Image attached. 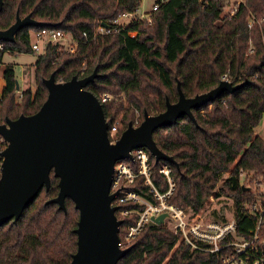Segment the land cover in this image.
I'll use <instances>...</instances> for the list:
<instances>
[{"label": "trees", "instance_id": "trees-1", "mask_svg": "<svg viewBox=\"0 0 264 264\" xmlns=\"http://www.w3.org/2000/svg\"><path fill=\"white\" fill-rule=\"evenodd\" d=\"M162 1L156 0L159 8L151 24L143 19L120 28L114 22L135 13L141 0H3L0 31L10 28L17 15H29L43 26L21 29L12 43L0 42V64L5 53L33 54L31 32H63L77 46L70 53L59 51L57 44L48 45L33 66L35 91L22 92L19 102L14 65L4 66L0 125L37 113L48 95L43 82L52 74L55 82H67L96 70L87 90L98 100L104 95L116 98L102 104V110L108 125L120 117L119 136L129 123L140 125L144 113L155 116L165 111L166 101L176 103L177 84L186 98H193L216 88L225 75L233 86L241 87L193 109L195 124L184 116L153 134L157 148L177 166L156 163L149 155L150 181L159 193L167 192L168 184L159 174L160 165L167 164L175 184L167 202L193 214L202 211L211 197L232 199L236 232L248 237L256 219L245 208L258 199L249 186L240 184V171L264 179V141L254 132L264 120V0H242L223 17L221 0ZM100 26L110 33L99 35ZM6 147L0 137V154ZM58 182L51 172L49 189L40 191L16 223L10 220L0 227V264L71 262L79 213L68 198L65 212L47 204L57 196ZM127 189L156 203L142 177ZM134 209L143 207L122 204L115 213L122 221L121 245L129 250L117 264H221L224 252H190L183 242L177 245V237L165 225L148 224L127 244L125 228L138 216L119 213Z\"/></svg>", "mask_w": 264, "mask_h": 264}, {"label": "water", "instance_id": "water-1", "mask_svg": "<svg viewBox=\"0 0 264 264\" xmlns=\"http://www.w3.org/2000/svg\"><path fill=\"white\" fill-rule=\"evenodd\" d=\"M2 7L0 0V12ZM41 26L29 15H17L10 28L0 31V42L12 43L21 29ZM96 77L94 70L83 78L55 82L52 74L43 82L48 95L37 113L0 125V137L7 144L0 154V227L10 220L16 223L40 191L49 189L53 172L59 180V191L47 204H55L65 212L64 202L68 198L79 213L74 231L77 250L69 264H117L129 251L120 246L122 221L115 215L117 208L112 206L118 194L111 193L115 164L131 161L133 150L145 149L156 163L177 166L172 157L157 148L153 134L184 116L195 124L193 109L241 87L221 81L207 93L186 98L177 84L176 103L166 101L165 111L155 116L144 113L140 125L129 123L111 144L102 105L87 90ZM164 218L165 214L152 222L161 225Z\"/></svg>", "mask_w": 264, "mask_h": 264}, {"label": "built area", "instance_id": "built-area-1", "mask_svg": "<svg viewBox=\"0 0 264 264\" xmlns=\"http://www.w3.org/2000/svg\"><path fill=\"white\" fill-rule=\"evenodd\" d=\"M166 1L164 0L161 3ZM158 8L159 4L155 0L148 13H142L138 17L135 16L136 13H126L121 15L114 24L120 28H125L131 23L143 19L151 24V16ZM97 33L103 35L110 33V31L106 32L100 26ZM83 37L86 38V35L83 34ZM55 44L63 45L64 49L70 53H73L77 46V43L63 32L41 31L30 33V47L36 55L43 54L48 45ZM222 81L229 82L225 75L222 77ZM1 90L0 86V94ZM98 101L102 105L116 101V98L112 100L110 96L104 95ZM116 124L117 122H113L108 125V138L111 144L115 143L120 137ZM131 155V161L125 160L115 164L111 185V193L118 191L112 202V206L116 207L117 210L120 205L128 203L143 207L142 211L137 209L132 211L122 210L119 213L123 216L130 214L138 216L136 221L125 228L123 239L127 244L131 243L146 225L159 226L154 224L152 219L165 214L161 225L168 224L169 231L178 239L177 245L183 242L185 246L189 247L190 252H205L215 255L224 252L221 264H264V196H262L264 192L257 195L259 196L257 203L245 208L250 215L254 216L256 223L254 228L249 231L248 237H240L236 232L234 218L232 222L226 224L218 222L203 223L202 220L198 219V216H190L186 210L169 204L167 200L172 196L175 188L171 168L167 164H162L159 167V174L165 178L168 184L167 192L161 194L152 186L150 181L149 152L145 149H135L131 152ZM242 176L243 172L240 171V177ZM139 177H142L145 183L151 186V192L156 203L148 202L137 193L127 189ZM248 190L251 189L248 188ZM120 246L123 249L121 242Z\"/></svg>", "mask_w": 264, "mask_h": 264}, {"label": "rangeland", "instance_id": "rangeland-1", "mask_svg": "<svg viewBox=\"0 0 264 264\" xmlns=\"http://www.w3.org/2000/svg\"><path fill=\"white\" fill-rule=\"evenodd\" d=\"M223 2L224 8L222 12V16L230 15L234 9H236L237 5L242 2V0H221ZM155 0H141L139 9L135 12L138 17V15L142 13H148L150 11L153 3ZM252 22V19L250 20ZM250 22V23H251ZM264 41V39H263ZM59 51H66L64 49L63 45H58ZM37 56L35 53L33 54H21V55H15L11 53H5L2 59V63L0 64V79L2 70L5 65L12 64L14 65L15 69V80L19 85V90L17 91V101L20 100V95L22 92H24L27 89H30L32 92L35 91V81H34V64L37 60ZM1 82V80H0ZM111 99L113 98L110 96ZM115 100V99H114ZM120 117H118L114 122H117L116 128L119 131L121 128L119 124ZM135 127L138 126V124H134ZM255 135L258 136L260 139L264 141V120L261 122V124L255 129ZM135 167V166H133ZM228 174H225L221 177L220 182L217 184V189L220 187V185L224 182V180L227 178ZM240 184L246 185L251 188V192L255 195L254 197L256 199H259L258 194H261L264 192V179L263 178H255L251 174L244 175L240 177ZM264 195V193H263ZM187 213L191 216H198V219L202 220L203 223H210V222H218L222 224L230 223L233 221L234 218V203L232 199L226 198V197H211L204 207L202 211H200L198 214H193L190 210H186ZM199 220V221H200ZM166 228H168V224H165Z\"/></svg>", "mask_w": 264, "mask_h": 264}, {"label": "crops", "instance_id": "crops-1", "mask_svg": "<svg viewBox=\"0 0 264 264\" xmlns=\"http://www.w3.org/2000/svg\"><path fill=\"white\" fill-rule=\"evenodd\" d=\"M3 85H4V83H3V80H2V78H1V82H0V86H1V88H3Z\"/></svg>", "mask_w": 264, "mask_h": 264}]
</instances>
